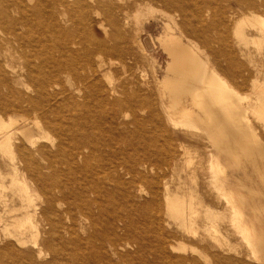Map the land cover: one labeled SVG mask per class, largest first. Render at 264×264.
Masks as SVG:
<instances>
[{
	"label": "bare ground",
	"instance_id": "1",
	"mask_svg": "<svg viewBox=\"0 0 264 264\" xmlns=\"http://www.w3.org/2000/svg\"><path fill=\"white\" fill-rule=\"evenodd\" d=\"M157 12L151 88L131 36L147 51ZM0 85V109L36 114L0 115V148L46 193L21 178L0 264H264V0H0Z\"/></svg>",
	"mask_w": 264,
	"mask_h": 264
},
{
	"label": "rangeland",
	"instance_id": "2",
	"mask_svg": "<svg viewBox=\"0 0 264 264\" xmlns=\"http://www.w3.org/2000/svg\"><path fill=\"white\" fill-rule=\"evenodd\" d=\"M156 7H158V6H156ZM161 20H160V14H159V12H157L156 18L152 17L151 19H149V21H145V23H144V31L141 33V37H142V39H145V40L147 38L148 39L151 38L150 39L151 46L147 51L142 50L139 42L136 41V39H133L134 37L131 36V38L134 40L133 41L131 39V41H132L131 45H132L134 56H135V59L137 62V66L139 68L138 72L145 75L147 82L149 83L151 88H153L152 73H153L154 69H156L155 66L158 67L160 74L163 75L164 70L167 66V63L169 61L168 60L169 59L168 54L161 47L159 40H157L158 37H160L164 34V27L162 25ZM94 27L96 28L97 24H94ZM96 29H98V27ZM136 52L138 55L136 54ZM137 57H138V59H137ZM140 57H142V58H140ZM9 58H10V62L12 64L11 69L21 72V70H23V67H24V65H22L24 62V58H21V46L20 45H13L12 46V51H11V55L9 56ZM1 62H4V59H2ZM148 62H150V63H148ZM4 70H5L4 72L6 73V77L9 78V75L7 74V70L9 71V68L4 66ZM11 78H17V77L11 76ZM23 79H24L23 84L20 83L19 85L15 86V88L18 91L15 92L14 95H20L21 91L33 93L32 92V90H33L32 82L28 81V79L25 76H23ZM63 83L65 84L66 81L64 80ZM58 88H60V86ZM0 94H3V95L7 94V89L2 85H0ZM0 115H2L4 119H8L9 117H12L13 119L18 120V122L16 123V127H20V128L23 125L21 123L22 118H24V117L28 118V122L30 123L29 125H32V121H34L33 119L36 116V114L33 112L25 113V112H21V110L7 112L5 109H0ZM50 135H52L54 141L58 140V136L54 132L51 131ZM17 136H19L21 138V132H19L17 134ZM16 142H17L16 146L21 144V140H17ZM4 155H6V156H4ZM10 155L15 156L16 161H20V156L18 155L17 147L13 150V152L0 148V186H1L0 187V215L3 219L0 222V228H1L0 229V242H2L3 245L6 243V241H9V240L10 241L13 240L14 242L16 241L15 237L5 235V232H4L5 230H4L3 226L5 223L11 224V223H14L18 219L21 220V183H20L21 178L24 179V177H25V179H27V183H28L29 187H31V189L33 190V193H35V196L37 197V198H35L36 202H39V200H43L46 198V193L44 192V190H42V188L39 187L34 182V180L32 179V177L30 176L29 173H27L26 171H21L20 165L18 167L19 169H17L18 171L14 170V168L11 165V156ZM15 175H17V176H15ZM79 176H80V174H79ZM15 178H17V181H18L17 183L14 182ZM72 185L77 190H80V184L78 182H72ZM2 187H3V189H2ZM109 188L113 189L115 191H118L114 187L109 186ZM119 198H120V196H118L116 198V200H113L112 202L109 201L107 206L112 210H114L115 208L116 209L119 208L121 210V213L126 215L131 211L130 207L125 200H123L122 198H120V199ZM124 202H126L125 205H124ZM145 202H146V200H133L134 205H137V206L142 205ZM213 202H214V207H215L217 213H220L221 215H223V214L229 215L228 211L225 210L224 200H213ZM147 212H148V209H147L146 205H143V208L140 209V214L146 215ZM9 227L11 228L12 231H15L14 227H12V226H9ZM223 231H225L224 227H223ZM226 233H228V232H226ZM230 237H232V240H234V236H230ZM5 238H6V240H5ZM27 239H30V240L32 239L30 234H28ZM0 246H2L1 243H0ZM16 246H17L16 248H18L20 245L17 244ZM30 248H32V247H30V244H29L26 247H20L19 250L21 252V249L22 250H29ZM176 254H178V253L176 252ZM45 255H46V257H49L51 254H50V252L47 251L45 253ZM47 255H49V256H47ZM15 256H16L15 253H9V254L3 256L2 260L4 262H6V264H8V263L13 264ZM16 262H17V264L18 263L21 264V260L16 261Z\"/></svg>",
	"mask_w": 264,
	"mask_h": 264
}]
</instances>
